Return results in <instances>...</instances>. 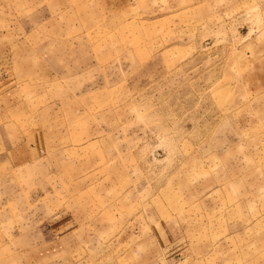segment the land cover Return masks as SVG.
<instances>
[{
  "label": "rangeland",
  "instance_id": "obj_1",
  "mask_svg": "<svg viewBox=\"0 0 264 264\" xmlns=\"http://www.w3.org/2000/svg\"><path fill=\"white\" fill-rule=\"evenodd\" d=\"M38 1L0 0L2 122L46 145L0 155V264H264V0Z\"/></svg>",
  "mask_w": 264,
  "mask_h": 264
},
{
  "label": "crops",
  "instance_id": "obj_2",
  "mask_svg": "<svg viewBox=\"0 0 264 264\" xmlns=\"http://www.w3.org/2000/svg\"><path fill=\"white\" fill-rule=\"evenodd\" d=\"M17 1V0H14ZM27 1L29 0H24ZM40 1V0H39ZM38 1V2H39ZM44 0H41L42 3ZM51 1V3L49 2ZM36 6L38 3L35 4ZM87 6L86 0H48L43 5L44 12H47L46 18L51 17L61 18V13L66 9L75 10L76 8H83ZM105 6V1H104ZM45 18L41 20L33 19L32 16L27 19H14L16 23H44ZM14 85L11 84L10 75L6 67H0V102L4 105L8 103L10 96H12V89ZM9 113L0 112V155L7 160L8 165L12 168L24 167L44 157L46 145L39 129L31 127H19L15 129L7 128L2 121H7ZM5 126V127H4ZM5 130V135L2 131Z\"/></svg>",
  "mask_w": 264,
  "mask_h": 264
}]
</instances>
